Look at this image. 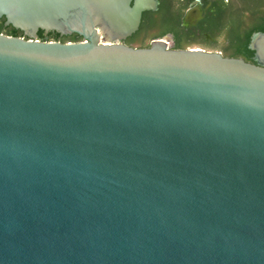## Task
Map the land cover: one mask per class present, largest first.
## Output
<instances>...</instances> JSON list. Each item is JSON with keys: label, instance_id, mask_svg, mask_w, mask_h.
I'll return each mask as SVG.
<instances>
[{"label": "water", "instance_id": "95a60500", "mask_svg": "<svg viewBox=\"0 0 264 264\" xmlns=\"http://www.w3.org/2000/svg\"><path fill=\"white\" fill-rule=\"evenodd\" d=\"M155 8L0 0V264H264V33L120 42Z\"/></svg>", "mask_w": 264, "mask_h": 264}, {"label": "flooded vegetation", "instance_id": "af4514ba", "mask_svg": "<svg viewBox=\"0 0 264 264\" xmlns=\"http://www.w3.org/2000/svg\"><path fill=\"white\" fill-rule=\"evenodd\" d=\"M228 2L229 0H223ZM220 3V2H219ZM216 3V4H219ZM200 6V18L194 20H184V15L187 10ZM233 9L237 3H233ZM162 9L163 16L169 18L170 23L174 24L173 29L160 33L158 23L160 17L158 11ZM216 7L213 5V0H156V8L154 10H145L141 13L140 23L135 32L121 39L120 42L132 45L136 43V47L148 46L153 40H163L171 47L176 46L181 48L197 47L206 50L220 51V45L223 41L221 34L212 35L209 30L212 28V17L215 15ZM71 38L82 40V36L71 33L68 34ZM70 38V39H71Z\"/></svg>", "mask_w": 264, "mask_h": 264}, {"label": "trees", "instance_id": "16d2710c", "mask_svg": "<svg viewBox=\"0 0 264 264\" xmlns=\"http://www.w3.org/2000/svg\"><path fill=\"white\" fill-rule=\"evenodd\" d=\"M234 2L237 3V10L232 7ZM213 5L217 9L215 15L211 18L212 28L209 32L212 35L221 34L223 41L219 46L220 52H224L222 54L228 57H241L247 62L255 63L254 52L248 44L254 33H264V0H229L228 2L213 0ZM161 11L162 9L158 11L159 16H162L158 26L160 33H164L174 27V24L170 23L169 20L173 14L166 18ZM4 20L3 16L0 17V33L22 36L20 30L15 29L10 24L4 25ZM37 35L40 39L60 42L79 41L68 35H59L55 31L43 33L42 30H38ZM175 48L181 47L176 46Z\"/></svg>", "mask_w": 264, "mask_h": 264}, {"label": "rangeland", "instance_id": "374dc122", "mask_svg": "<svg viewBox=\"0 0 264 264\" xmlns=\"http://www.w3.org/2000/svg\"><path fill=\"white\" fill-rule=\"evenodd\" d=\"M136 43H138V42H133L132 46L136 47V45H137ZM222 53H224V52H222Z\"/></svg>", "mask_w": 264, "mask_h": 264}]
</instances>
